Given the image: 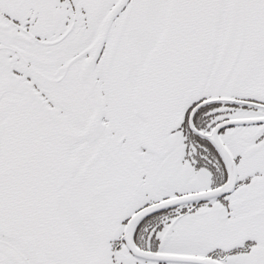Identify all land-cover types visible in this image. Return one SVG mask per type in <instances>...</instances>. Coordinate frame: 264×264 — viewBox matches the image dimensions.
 <instances>
[{"label": "snow or ice", "instance_id": "obj_1", "mask_svg": "<svg viewBox=\"0 0 264 264\" xmlns=\"http://www.w3.org/2000/svg\"><path fill=\"white\" fill-rule=\"evenodd\" d=\"M0 264H264V0H0Z\"/></svg>", "mask_w": 264, "mask_h": 264}]
</instances>
